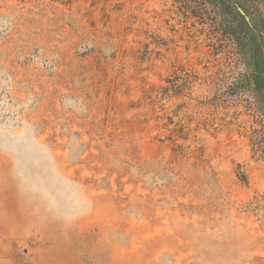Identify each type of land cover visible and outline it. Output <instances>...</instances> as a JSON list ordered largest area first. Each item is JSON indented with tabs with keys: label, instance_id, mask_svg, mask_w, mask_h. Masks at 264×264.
Here are the masks:
<instances>
[{
	"label": "rangeland",
	"instance_id": "1",
	"mask_svg": "<svg viewBox=\"0 0 264 264\" xmlns=\"http://www.w3.org/2000/svg\"><path fill=\"white\" fill-rule=\"evenodd\" d=\"M0 264H264V0H0Z\"/></svg>",
	"mask_w": 264,
	"mask_h": 264
}]
</instances>
